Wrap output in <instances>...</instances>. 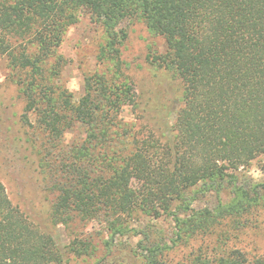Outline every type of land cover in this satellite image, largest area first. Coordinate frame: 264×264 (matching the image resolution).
Instances as JSON below:
<instances>
[{"label":"trees","instance_id":"trees-1","mask_svg":"<svg viewBox=\"0 0 264 264\" xmlns=\"http://www.w3.org/2000/svg\"><path fill=\"white\" fill-rule=\"evenodd\" d=\"M82 13L100 26L103 42L98 68L84 76V95L75 102L60 84L67 61L58 51ZM123 23L164 44L162 52L149 45L144 61L167 76L178 106L172 113L164 103L151 106L153 125L143 122L146 111L127 73ZM0 60L23 104L18 140L52 196L49 222L73 235L90 224L108 234L100 246L76 236L62 246L11 203L0 183V264H70L98 253L96 264H105L129 254L118 249L125 236L139 238L130 252L143 253L144 264H168L170 251L225 222L243 228L264 211V184L238 175L264 159V0H0ZM125 108L138 122L123 120ZM75 129L83 138L64 148ZM210 194L227 201L193 211ZM145 218L169 220L170 231L155 223L131 228ZM189 264L264 258L230 250Z\"/></svg>","mask_w":264,"mask_h":264},{"label":"rangeland","instance_id":"rangeland-1","mask_svg":"<svg viewBox=\"0 0 264 264\" xmlns=\"http://www.w3.org/2000/svg\"><path fill=\"white\" fill-rule=\"evenodd\" d=\"M122 27L128 31V39L123 48V59L129 65L128 75L135 82V91L143 112V122L153 125L152 109H160L164 103L168 113L177 109L172 84L166 75L153 71L144 61L146 49L149 45L158 51L164 50V44L159 38H151L146 30L137 24L123 23ZM103 42V31L94 24L86 13H82L78 24L68 29L59 48V54L67 61L60 76V84L72 94L73 100L84 95V76L93 73L98 68L96 56L98 47ZM10 72L6 63L0 60V183L4 186L11 203L17 206L26 217L39 229L50 233L62 246H68L74 238L87 239L94 246H100L108 239L104 226L90 224L85 228L74 229L76 234L63 226H53L49 222V212L52 196L43 192L39 177L35 172L34 156L25 151L22 142V130L18 119L22 113V101L17 96L14 85L9 79ZM167 90V95L164 92ZM162 111V110H161ZM123 120L130 124L136 123L135 115L129 108L122 113ZM140 121V123H143ZM83 138V133L75 129L68 132L63 141V147L68 148L72 143ZM264 159H257L246 168L238 172L253 184H264V172L261 169ZM226 202L227 197H216L210 194L193 206V211L213 209L218 203ZM155 223L163 233L170 231L171 223L166 219L152 221L150 219H135L130 222L131 228L143 229L146 225ZM76 236V237H75ZM139 238L128 239V236L119 238L118 249L128 247L129 254H121V258L108 257L105 264H144L143 253L137 256L135 251ZM238 250L249 260L264 258V211L257 210L248 218L243 228H234L231 223L225 222L216 228L211 235L199 237L184 246H180L168 253V264H189L194 258L213 260L223 254V251ZM125 253V252H124ZM98 258L71 259L70 264H96ZM97 257V256H96Z\"/></svg>","mask_w":264,"mask_h":264}]
</instances>
